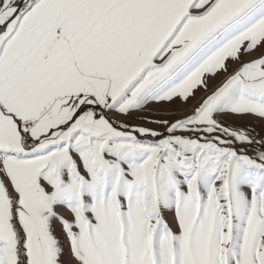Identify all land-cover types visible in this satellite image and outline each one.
Instances as JSON below:
<instances>
[{
  "label": "snow or ice",
  "instance_id": "snow-or-ice-1",
  "mask_svg": "<svg viewBox=\"0 0 264 264\" xmlns=\"http://www.w3.org/2000/svg\"><path fill=\"white\" fill-rule=\"evenodd\" d=\"M0 264H264V0H0Z\"/></svg>",
  "mask_w": 264,
  "mask_h": 264
}]
</instances>
